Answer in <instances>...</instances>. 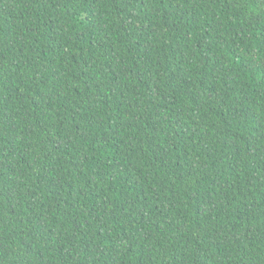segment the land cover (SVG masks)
Returning <instances> with one entry per match:
<instances>
[{"label": "trees", "instance_id": "trees-1", "mask_svg": "<svg viewBox=\"0 0 264 264\" xmlns=\"http://www.w3.org/2000/svg\"><path fill=\"white\" fill-rule=\"evenodd\" d=\"M0 264H264V0H0Z\"/></svg>", "mask_w": 264, "mask_h": 264}]
</instances>
